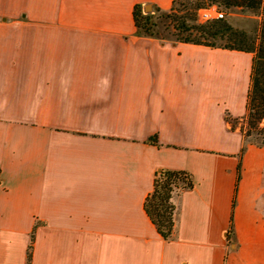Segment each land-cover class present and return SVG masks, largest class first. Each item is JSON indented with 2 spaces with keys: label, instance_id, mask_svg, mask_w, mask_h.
I'll use <instances>...</instances> for the list:
<instances>
[{
  "label": "crops",
  "instance_id": "0c3cea01",
  "mask_svg": "<svg viewBox=\"0 0 264 264\" xmlns=\"http://www.w3.org/2000/svg\"><path fill=\"white\" fill-rule=\"evenodd\" d=\"M172 3L0 0V264H264V147L230 123L253 53L138 30ZM161 169L193 180L171 239Z\"/></svg>",
  "mask_w": 264,
  "mask_h": 264
},
{
  "label": "trees",
  "instance_id": "16d2710c",
  "mask_svg": "<svg viewBox=\"0 0 264 264\" xmlns=\"http://www.w3.org/2000/svg\"><path fill=\"white\" fill-rule=\"evenodd\" d=\"M211 2H219L227 9L239 8L245 12L258 14L260 22L257 28L250 32L233 27L223 18L198 21L197 10ZM206 5L198 4L196 9L192 7L176 16L174 27L178 30V34L185 33L175 36L174 39L237 48L253 53L247 109L242 118L246 121V129L240 128V131L246 144L264 147V126L261 125L264 120V0H209ZM133 18L135 25L142 33L164 37L152 31L153 22L143 13L141 6H134ZM218 38H225L228 41L224 44L213 42ZM192 187L191 174L185 170L161 169L155 173L152 191L146 196L143 206L157 232L164 239H171L175 229L176 207L172 202L173 192L180 193ZM31 247L32 244H29L26 264H30Z\"/></svg>",
  "mask_w": 264,
  "mask_h": 264
},
{
  "label": "rangeland",
  "instance_id": "374dc122",
  "mask_svg": "<svg viewBox=\"0 0 264 264\" xmlns=\"http://www.w3.org/2000/svg\"><path fill=\"white\" fill-rule=\"evenodd\" d=\"M209 0H174L172 6L167 9L166 11L160 10H153L152 8L148 7L143 9V13L150 17V21L153 22L151 25L152 31L164 37L174 38L175 36L184 35L185 32L178 34V30L174 27L175 18L177 15L181 13H185V10L191 9L198 4H204ZM217 3L220 9L223 11V16L220 18L226 19V21L232 25L233 27L245 29L247 31L252 32L255 28H257L260 22V15L250 12H245L240 10L239 8H225L219 2ZM151 11V12H150ZM201 11L197 10V17L198 21L205 22L203 18L200 17ZM190 21V20H189ZM213 41V40H212ZM225 38H218L213 42L217 44H224L226 43ZM230 123L232 126L236 128H244L246 129V121L245 119H231ZM264 126V120L261 123ZM177 194V191L173 192Z\"/></svg>",
  "mask_w": 264,
  "mask_h": 264
},
{
  "label": "built area",
  "instance_id": "2783aa9c",
  "mask_svg": "<svg viewBox=\"0 0 264 264\" xmlns=\"http://www.w3.org/2000/svg\"><path fill=\"white\" fill-rule=\"evenodd\" d=\"M201 11L200 17L204 20L217 19L223 16V11L220 9L217 3L211 2L205 7L199 9Z\"/></svg>",
  "mask_w": 264,
  "mask_h": 264
},
{
  "label": "water",
  "instance_id": "95a60500",
  "mask_svg": "<svg viewBox=\"0 0 264 264\" xmlns=\"http://www.w3.org/2000/svg\"><path fill=\"white\" fill-rule=\"evenodd\" d=\"M147 7V6H146Z\"/></svg>",
  "mask_w": 264,
  "mask_h": 264
}]
</instances>
